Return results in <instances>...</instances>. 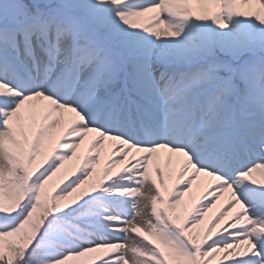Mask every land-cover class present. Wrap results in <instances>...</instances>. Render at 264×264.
I'll return each instance as SVG.
<instances>
[{
	"label": "snow or ice",
	"instance_id": "obj_1",
	"mask_svg": "<svg viewBox=\"0 0 264 264\" xmlns=\"http://www.w3.org/2000/svg\"><path fill=\"white\" fill-rule=\"evenodd\" d=\"M0 264H264V0H0Z\"/></svg>",
	"mask_w": 264,
	"mask_h": 264
},
{
	"label": "rangeland",
	"instance_id": "obj_2",
	"mask_svg": "<svg viewBox=\"0 0 264 264\" xmlns=\"http://www.w3.org/2000/svg\"><path fill=\"white\" fill-rule=\"evenodd\" d=\"M90 140H91V136H90V137L88 138V140L85 142V146H84V148H86L87 143H88ZM84 148L81 149V155L83 154ZM107 160H108V158H105V157L103 156V152H102V154H101V158H100V163L97 165L98 170H99V169H102V168L105 166ZM74 161L77 162V163H79L78 160L69 161V162H67V163L71 164V163H74ZM73 165H74V164H73ZM121 166H122V165H121ZM67 169H68V167L65 168V169L62 170V171H64V172H70V169H68V170H67ZM54 179H55V178H54ZM204 185H205V183H201V186H202V187H203ZM194 198H195V199L190 200L189 203H194L195 200H198V199H199V195H194ZM213 214H214V209H212V210L209 212L208 217L205 218V222H206V223H208V222L211 221V219L214 217ZM225 226H226V225H225ZM217 229L220 230V229H222V227L217 226Z\"/></svg>",
	"mask_w": 264,
	"mask_h": 264
},
{
	"label": "bare ground",
	"instance_id": "obj_3",
	"mask_svg": "<svg viewBox=\"0 0 264 264\" xmlns=\"http://www.w3.org/2000/svg\"><path fill=\"white\" fill-rule=\"evenodd\" d=\"M120 167H121V165H120ZM185 199H186V201H189V197H186ZM223 205H224V201L218 203L217 207L214 209V215L217 213V211H218ZM217 226L220 227V226H224V225H223V224H218Z\"/></svg>",
	"mask_w": 264,
	"mask_h": 264
}]
</instances>
